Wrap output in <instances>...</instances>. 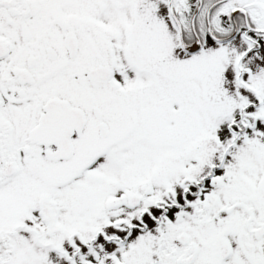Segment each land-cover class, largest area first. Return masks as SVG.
Here are the masks:
<instances>
[{"label":"snow or ice","instance_id":"snow-or-ice-1","mask_svg":"<svg viewBox=\"0 0 264 264\" xmlns=\"http://www.w3.org/2000/svg\"><path fill=\"white\" fill-rule=\"evenodd\" d=\"M0 264H264V0H0Z\"/></svg>","mask_w":264,"mask_h":264}]
</instances>
